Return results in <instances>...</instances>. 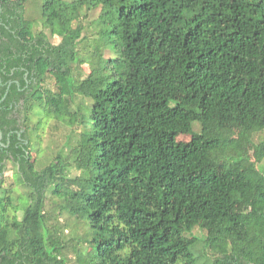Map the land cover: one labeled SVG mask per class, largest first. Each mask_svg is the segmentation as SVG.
I'll use <instances>...</instances> for the list:
<instances>
[{
    "label": "trees",
    "instance_id": "trees-1",
    "mask_svg": "<svg viewBox=\"0 0 264 264\" xmlns=\"http://www.w3.org/2000/svg\"><path fill=\"white\" fill-rule=\"evenodd\" d=\"M27 1L0 0V160L28 189L0 177V264H196L197 228L212 264H264V0H37L39 30ZM53 117L80 130L38 171Z\"/></svg>",
    "mask_w": 264,
    "mask_h": 264
},
{
    "label": "rangeland",
    "instance_id": "rangeland-1",
    "mask_svg": "<svg viewBox=\"0 0 264 264\" xmlns=\"http://www.w3.org/2000/svg\"><path fill=\"white\" fill-rule=\"evenodd\" d=\"M100 13V8L93 10L89 18L85 21L87 27V32L86 34H94L95 31V26L91 25L92 21L95 20ZM26 15L28 18L34 20V30H39L40 29V24L37 23L39 20V12H38V5H37V0H28L26 3ZM95 36V35H94ZM54 43L60 42L59 37H54L52 39ZM105 57L112 56V53L109 50L105 51ZM84 75L88 73L90 70L88 68H84ZM55 77V74H53ZM56 74V78H57ZM189 108H195V105L191 102L188 104ZM37 111L41 110L40 107H36ZM33 121L32 123H36L38 121V118L35 113H33ZM66 125V126H65ZM69 125V126H68ZM71 125V126H70ZM73 125V126H72ZM68 126V128H67ZM79 124L76 123L74 125V121L72 120H65V119H57V118H52L48 122V124H45L42 128H39L38 130L34 129L33 134L32 132L30 133V138L33 142L32 148L37 152L38 154V162H37V170L39 171L43 166L48 164L53 158L56 153V151L63 146L65 141L67 140V137L72 135V138L76 139L77 138V133L74 132V134L71 133V129L77 127L79 130ZM72 127V128H71ZM201 130L200 124L196 121L193 123V131L199 132ZM39 135V137L37 136ZM179 139L182 140H188L189 137H184L180 136ZM264 139V131H261L255 135V142H258L259 140ZM69 149V148H68ZM251 150V154L253 153V150ZM34 156L35 153H33ZM255 159V158H253ZM77 163V162H76ZM257 167L264 172V160L257 163ZM78 170V169H77ZM73 170L72 175L73 177L75 175H79L80 171L78 170ZM15 169L12 167V164L9 163L7 167V171L5 173V186L9 188L10 186L13 187V193L12 195L16 199V204L22 205L24 203V196L27 198V193L28 189L27 187L24 186V184L21 181H17L14 176ZM72 190V189H70ZM73 190H76L74 187ZM20 196H23L22 198ZM235 209H240L243 208L242 205L237 204ZM18 216L21 217V212H18ZM61 219L66 223L67 229H66V234L70 239L72 237L79 236L77 234H81V236L85 233L86 227L84 224L81 223L84 222L82 219L76 220L74 218H71L70 215L62 214ZM195 236L199 238V243L198 245L193 249L194 254L197 257L196 264H212L214 257L213 255L215 254V247H209L205 244L204 237L206 235V232L201 230V229H195L193 232ZM87 236V235H86ZM70 258L72 259V263H74L75 259V253L72 251L69 253Z\"/></svg>",
    "mask_w": 264,
    "mask_h": 264
},
{
    "label": "flooded vegetation",
    "instance_id": "flooded-vegetation-1",
    "mask_svg": "<svg viewBox=\"0 0 264 264\" xmlns=\"http://www.w3.org/2000/svg\"><path fill=\"white\" fill-rule=\"evenodd\" d=\"M1 130V129H0ZM2 132V131H1ZM3 133H2V137L0 138V157H2V156H4V147L6 146L5 145V143L2 141V139H3ZM4 163H5V159H2V160H0V173H1V175H0V177H2V178H4L5 176V173H6V170L5 171H3V167H4ZM9 163L10 162H8V163H6V166H8L9 165Z\"/></svg>",
    "mask_w": 264,
    "mask_h": 264
},
{
    "label": "water",
    "instance_id": "water-1",
    "mask_svg": "<svg viewBox=\"0 0 264 264\" xmlns=\"http://www.w3.org/2000/svg\"><path fill=\"white\" fill-rule=\"evenodd\" d=\"M2 137V132H1V130H0V138Z\"/></svg>",
    "mask_w": 264,
    "mask_h": 264
}]
</instances>
